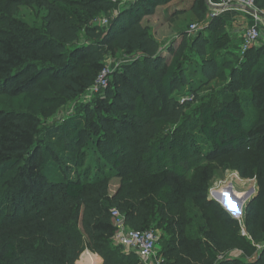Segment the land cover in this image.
Returning <instances> with one entry per match:
<instances>
[{"label": "trees", "instance_id": "trees-1", "mask_svg": "<svg viewBox=\"0 0 264 264\" xmlns=\"http://www.w3.org/2000/svg\"><path fill=\"white\" fill-rule=\"evenodd\" d=\"M171 2L0 0V264H74L85 248L103 264H141L114 242L111 208L129 229L159 231V264H264V46L234 57L223 16L206 21L208 4L194 0L207 35L181 31L167 61L142 20ZM33 5L45 10L40 26L17 17ZM100 17L108 24L91 25ZM110 51L131 62L102 97L77 101L63 127L42 124ZM225 72L224 86L198 95ZM183 88L193 97L180 101ZM224 159L256 181L242 224L208 196Z\"/></svg>", "mask_w": 264, "mask_h": 264}, {"label": "rangeland", "instance_id": "rangeland-1", "mask_svg": "<svg viewBox=\"0 0 264 264\" xmlns=\"http://www.w3.org/2000/svg\"><path fill=\"white\" fill-rule=\"evenodd\" d=\"M193 2L194 0H173V2H171L167 6L158 7L153 15L145 16L142 20L143 25L148 26L154 38L162 44V55L167 61L170 60L171 55L166 51V49L170 44L176 47L180 43L182 37V35L180 34L181 31L188 32L187 39H190L198 32H202L203 35H207V33L204 32L203 23L208 21V18H210L211 9L210 7L209 9H206L205 7L204 11L206 12V21L204 19L203 23H199V20L196 19L193 12L191 11ZM205 4L207 5V1ZM44 13L45 10L43 8L35 5L20 6L17 12V17L19 19H22L29 25L40 26ZM228 13H234V11H228L226 14ZM226 14L222 17V19L225 20V27L227 31L226 34H228L227 36L230 40V43L227 46L226 50L228 49L229 51H232L234 57H239V59L242 60L241 57L243 56V53L239 50L238 46L240 44V40L244 31L250 24V19L245 14V12H243V14L246 15V17L249 19L248 24L246 20L241 16H236V19L234 21H231V19L227 18ZM95 23L96 22L92 20L91 25H94ZM227 36L225 35V38H227ZM89 41L88 39L86 40L83 31H81L77 43L79 45L86 46L89 45ZM262 46H264V32L262 33L261 38L258 39L253 45V47L256 48ZM131 56L133 58L139 57L138 53H132ZM129 62H131L130 55L125 56V54L120 51H110L106 54L104 60L101 62V68L103 66H106L108 69L107 85L113 79L112 73L122 67V65H125V63ZM95 75L96 73H93L88 76L94 77ZM227 76L228 72H225V74L221 78L205 84L201 87L198 95L205 97L208 96L212 91L221 88L226 84ZM97 95V93L89 94L88 92H84L79 97L67 100L63 99L55 102L51 105V114L42 117V124L48 126H55L56 129L57 127H63L67 123V120H74V108L77 104V101L84 102L89 104L90 106H93L95 100L97 99L96 97H102ZM56 96L60 97L57 92ZM176 96L180 101L193 97L192 93L188 91V88H183L182 91L179 94L177 93ZM57 131L59 132L60 130ZM229 163L230 161L226 159L216 162V166L213 169V177L211 179L210 187L208 189V196L209 198L213 199L215 195L218 198H220V195L222 196L221 198L224 197L223 195L228 198H233V194L244 195V197L240 201L238 199H236L235 201V205L238 206V209L241 212L239 220L242 223L244 219L245 207L249 203V201H251L256 195V181L254 178L240 177L239 173L235 169L229 167ZM118 184V178H111L109 181V192L111 193L114 189H116ZM229 188H231L232 195H229ZM221 198L219 200H221ZM158 248L159 246L157 245L153 256L150 257V261L148 264H159L157 256ZM138 259L140 260L141 264H143L142 260L139 257Z\"/></svg>", "mask_w": 264, "mask_h": 264}, {"label": "built area", "instance_id": "built-area-1", "mask_svg": "<svg viewBox=\"0 0 264 264\" xmlns=\"http://www.w3.org/2000/svg\"><path fill=\"white\" fill-rule=\"evenodd\" d=\"M134 1V0H130ZM211 9L210 18H215L228 9H237L245 12L250 19V24L244 31L239 44V50L244 53L249 47L253 46L264 32V8L257 6V0H206ZM247 9H251L248 11ZM97 25L104 26L108 24L105 17L96 18ZM193 28V27H192ZM108 69L103 66L98 72L92 84L85 90L89 94L98 93L99 90L107 86ZM230 195V194H229ZM222 196L220 195V198ZM214 198V197H213ZM217 198L218 203L228 212V214L236 219L240 224L239 216L241 214L238 206L235 205L236 199L231 197ZM229 200V201H228ZM228 204V205H227ZM110 217L112 225L115 229L113 240L116 244L125 247L127 250L134 252L143 262L148 264L150 257L153 256L159 233L154 229L133 230L126 227L123 215L115 208H111ZM241 234L245 235L243 229ZM262 245L256 244L257 248Z\"/></svg>", "mask_w": 264, "mask_h": 264}, {"label": "crops", "instance_id": "crops-1", "mask_svg": "<svg viewBox=\"0 0 264 264\" xmlns=\"http://www.w3.org/2000/svg\"><path fill=\"white\" fill-rule=\"evenodd\" d=\"M234 11V13H228L227 12ZM227 18L231 19V21H234L236 19V16H241L243 17L247 24L249 23V19L246 17V15L243 14L242 11H239L237 9H228L227 11L221 13V16L225 15ZM118 186V185H117ZM117 188V187H116ZM229 193H231V188H229ZM116 189H114L111 193H113ZM126 252V248L124 249ZM237 253L236 251H232L231 254ZM137 256V255H136ZM74 264H103V259L96 253L91 252L89 249H84V251L80 254L78 260Z\"/></svg>", "mask_w": 264, "mask_h": 264}, {"label": "water", "instance_id": "water-1", "mask_svg": "<svg viewBox=\"0 0 264 264\" xmlns=\"http://www.w3.org/2000/svg\"><path fill=\"white\" fill-rule=\"evenodd\" d=\"M247 10H248V11H251V9H247ZM229 190H230V189H229ZM229 190H228V191H229ZM230 195H232V194L230 193ZM215 196H216V195H215ZM215 196H214L213 200H215V201L218 203V201H217V198H218V197H217V196L215 197ZM233 198L236 199V197L234 196V194H233Z\"/></svg>", "mask_w": 264, "mask_h": 264}]
</instances>
